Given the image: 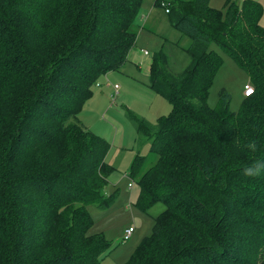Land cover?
Masks as SVG:
<instances>
[{"label":"trees","instance_id":"obj_1","mask_svg":"<svg viewBox=\"0 0 264 264\" xmlns=\"http://www.w3.org/2000/svg\"><path fill=\"white\" fill-rule=\"evenodd\" d=\"M146 0H0V264H100L110 242L88 234L91 204L109 207L110 142L78 119L98 79L133 48ZM190 39L188 64L152 54L151 87L170 110L154 124L130 112L154 162L136 155L134 205L165 209L124 264H264L262 5L154 0ZM248 72L253 93L207 104L223 62ZM43 151V155L38 157Z\"/></svg>","mask_w":264,"mask_h":264},{"label":"rangeland","instance_id":"obj_2","mask_svg":"<svg viewBox=\"0 0 264 264\" xmlns=\"http://www.w3.org/2000/svg\"><path fill=\"white\" fill-rule=\"evenodd\" d=\"M226 1L209 0V5L222 9L225 14ZM257 1L263 8L259 23L264 28V0ZM153 5L144 6L145 10L142 7L140 14L143 18L138 22L139 30L145 25L154 32L152 36L137 34L136 46L145 47L150 53L144 58L142 66H139L138 62L134 64L125 61L123 69L127 71L113 70L102 75L97 82L99 85L93 87L91 97L85 101L77 116L83 126L107 139L111 146L106 162L113 170L107 178L105 192L108 195L116 191L115 200L109 207H98L93 204L87 207L93 218L88 234H102L110 242V247L102 255L100 264H124L140 241L151 233L155 217L165 209L162 203H157L147 212L140 211L134 205L138 187L126 176L136 155H145L148 165L154 162V156L149 153L150 142L146 138L140 140L137 138L130 112L154 124L159 116L166 115L171 108L168 100L151 87L147 68L152 54L162 50L167 58V69L175 74L180 72L190 59L184 50L190 39L169 24L162 7L155 6L150 13L149 9ZM157 12L165 15L166 26L161 29H157L151 23L146 26L148 19L153 18ZM211 49L222 56L223 62L212 80L207 104L211 108L218 107L220 93L224 91L229 95V110L237 112L244 98L243 85L252 81L248 72L239 67L226 53L214 44L211 45ZM115 85L117 88H114ZM115 90L118 92L116 95ZM42 155L43 151L38 157ZM129 183L132 186H129ZM129 226L133 227V232L128 240H124V230Z\"/></svg>","mask_w":264,"mask_h":264},{"label":"crops","instance_id":"obj_3","mask_svg":"<svg viewBox=\"0 0 264 264\" xmlns=\"http://www.w3.org/2000/svg\"><path fill=\"white\" fill-rule=\"evenodd\" d=\"M153 1L154 0H150V1H146L145 2V4L143 5V8H144V6H148L149 4H154L153 5V7H151L149 10H150V13H151V11H152V9L155 7V2L153 3ZM257 1V0H256ZM144 10H145V8H144ZM143 10V11H144ZM144 13V12H143ZM150 13H149V15L148 16H150ZM166 19V17H165V15H162V14H160L159 12H157L156 14H155V16L153 17V18H149L148 19V21H147V25L146 26H148V24L149 23H151L152 25H154V27H156L157 29H161V27H164V26H166L165 24H167V23H164V20ZM154 32H152L150 29H149V27H145V25H144V27L142 28V30L140 29L139 30V35L141 36L142 34H144V36H152V34H153ZM138 37V36H137ZM147 52V54H145L144 52ZM150 53H149V50L147 49V48H145V47H142V46H136V42H135V44H134V46H133V48L130 50V52H129V54H128V56H127V60H126V62H131V63H134V64H136L137 62H138V64H139V66L141 65L142 66V62L144 61V58L146 57V56H148ZM126 62H124V63H126ZM142 63V64H141ZM124 68V64H123V66H121L120 68H119V70H116L117 72H120V70H122ZM126 68H129V67H126ZM139 68V67H138ZM149 69H150V62L148 63V68H147V72H149ZM124 71H127V69H123ZM96 85L98 86L99 84L98 83H96ZM117 88V87H116ZM116 94H118V92H117V90H115V95ZM85 127V126H84ZM86 128V127H85ZM88 129V128H87ZM137 138H138V136H137ZM107 140V139H106ZM110 148H111V146H110ZM110 151V150H109ZM109 153V152H108ZM108 156V155H107ZM107 156H106V159H107ZM128 173V172H127ZM127 173H126V176H127Z\"/></svg>","mask_w":264,"mask_h":264},{"label":"built area","instance_id":"obj_4","mask_svg":"<svg viewBox=\"0 0 264 264\" xmlns=\"http://www.w3.org/2000/svg\"><path fill=\"white\" fill-rule=\"evenodd\" d=\"M144 53L147 54L146 51ZM116 87H117V85L114 86V88H116ZM253 90H254V87H253V85L251 83H245L243 85V94H244V96L251 95L253 93ZM128 185L132 186L131 183H129ZM132 232H133V227L132 226H129L128 228H126L124 230V233H123V239L124 240H128L130 238Z\"/></svg>","mask_w":264,"mask_h":264}]
</instances>
